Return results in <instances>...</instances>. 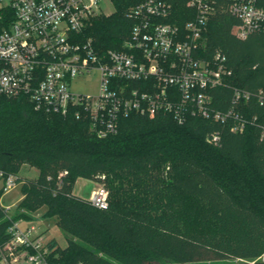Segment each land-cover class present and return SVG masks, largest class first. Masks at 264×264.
<instances>
[{
  "label": "trees",
  "instance_id": "trees-1",
  "mask_svg": "<svg viewBox=\"0 0 264 264\" xmlns=\"http://www.w3.org/2000/svg\"><path fill=\"white\" fill-rule=\"evenodd\" d=\"M138 1L113 0L112 13L93 18L88 34L99 49L122 44L133 23L128 8ZM193 14L185 0H176L170 20L183 27ZM13 16L0 8V31ZM237 23L218 11L199 52L210 58L221 49L233 70L231 85L212 91L220 109L230 106L234 86L264 91V34L239 38ZM256 99L245 111L264 118ZM215 130L222 132L218 145L209 141ZM24 165L38 174L19 176L23 198L15 218H55L67 235L64 248L50 241L58 264H264V137L258 125L237 132L232 122L191 114L179 123L172 113H132L120 118L117 134L98 137L88 119L47 113L26 96L0 94V169L19 175ZM79 178L109 189L108 208L74 193ZM9 223L0 206V243L9 238Z\"/></svg>",
  "mask_w": 264,
  "mask_h": 264
},
{
  "label": "built area",
  "instance_id": "built-area-1",
  "mask_svg": "<svg viewBox=\"0 0 264 264\" xmlns=\"http://www.w3.org/2000/svg\"><path fill=\"white\" fill-rule=\"evenodd\" d=\"M104 1L114 5L113 0H0V8L14 12L0 31V94L26 96L47 113L88 119L98 137L117 134L122 116L161 112L172 113L179 123L190 114L232 122L237 132L258 125L264 137V118L245 111L252 97L264 105V91L234 86L230 106L217 108L212 91L231 85L233 70L221 49L210 58L199 53L208 21L218 11L238 20L233 32L239 38L264 34V5L258 0H185L194 14L182 27L170 20L176 0H140L128 8L133 23L122 44L101 50L88 30L95 16L109 14ZM94 72L97 90L75 91L76 80ZM209 137L218 145L222 132ZM18 178L0 169V206L10 221L9 238L0 243V264H58L51 257L55 247L35 219L15 218L18 205L12 213L2 203L3 195L23 183ZM89 200L108 208L109 189L99 184Z\"/></svg>",
  "mask_w": 264,
  "mask_h": 264
},
{
  "label": "rangeland",
  "instance_id": "rangeland-1",
  "mask_svg": "<svg viewBox=\"0 0 264 264\" xmlns=\"http://www.w3.org/2000/svg\"><path fill=\"white\" fill-rule=\"evenodd\" d=\"M103 8L106 13H112L114 11V5L109 1L103 2ZM98 87V73L94 72L90 75L77 79L74 83V89L78 92H95ZM38 169L31 168L27 165H24L20 172L19 176L23 179L25 178H33L37 176ZM99 181L87 179V178H79L74 187V193L81 197H88L91 193V189L97 186ZM99 184H103L99 182ZM112 193L110 192L109 198L111 199ZM90 197V196H89ZM88 197V199H89ZM23 198L22 192V184H18L14 189L7 192L2 197V203L5 206L12 207V213L15 212L16 206L20 203ZM41 213V210L39 211ZM38 212V213H39ZM32 222L37 223L41 229L44 230L46 240L55 239L58 242L60 247H65L67 245V235L66 233L58 226L54 217L50 218H41L33 220Z\"/></svg>",
  "mask_w": 264,
  "mask_h": 264
},
{
  "label": "crops",
  "instance_id": "crops-1",
  "mask_svg": "<svg viewBox=\"0 0 264 264\" xmlns=\"http://www.w3.org/2000/svg\"><path fill=\"white\" fill-rule=\"evenodd\" d=\"M98 185H99V182H98L97 186H98ZM97 186L93 187V188L91 189V192H92V190L95 189ZM90 194H91V193H90ZM89 196H90V195H89ZM89 196H88V197H89Z\"/></svg>",
  "mask_w": 264,
  "mask_h": 264
}]
</instances>
